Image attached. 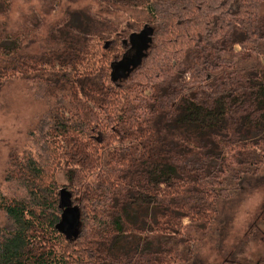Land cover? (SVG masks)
<instances>
[{"label":"trees","instance_id":"16d2710c","mask_svg":"<svg viewBox=\"0 0 264 264\" xmlns=\"http://www.w3.org/2000/svg\"><path fill=\"white\" fill-rule=\"evenodd\" d=\"M263 4L99 0L34 53L0 31V91L18 81L43 108L4 169L0 264H188L264 169Z\"/></svg>","mask_w":264,"mask_h":264},{"label":"rangeland","instance_id":"374dc122","mask_svg":"<svg viewBox=\"0 0 264 264\" xmlns=\"http://www.w3.org/2000/svg\"><path fill=\"white\" fill-rule=\"evenodd\" d=\"M98 1L53 0L50 3L49 0H12L7 12H0V31L20 32L23 49L34 53L38 50L36 38L54 25L61 14L88 7L96 11ZM50 6L55 7V11ZM122 10L123 18L132 15L129 17L138 23L147 20L146 11L141 7ZM262 11L264 14V4ZM106 15L109 19L115 17L110 10ZM129 56H132L131 52ZM42 110L41 104L27 95L18 81L0 91V185L11 149L29 144L28 130ZM57 180L61 185L68 184L64 171H59ZM75 220L76 216L69 224L67 222L70 233L77 227ZM261 255H264V169L246 179L241 191L221 204L216 226L208 231L188 264H223L224 260H253Z\"/></svg>","mask_w":264,"mask_h":264},{"label":"bare ground","instance_id":"6f19581e","mask_svg":"<svg viewBox=\"0 0 264 264\" xmlns=\"http://www.w3.org/2000/svg\"><path fill=\"white\" fill-rule=\"evenodd\" d=\"M128 77V76H127Z\"/></svg>","mask_w":264,"mask_h":264}]
</instances>
